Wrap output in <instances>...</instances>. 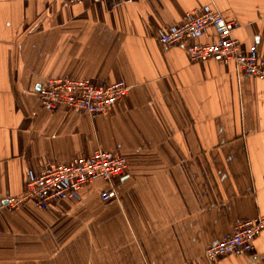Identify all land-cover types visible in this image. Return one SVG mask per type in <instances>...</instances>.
Masks as SVG:
<instances>
[{
  "label": "crops",
  "instance_id": "0c3cea01",
  "mask_svg": "<svg viewBox=\"0 0 264 264\" xmlns=\"http://www.w3.org/2000/svg\"><path fill=\"white\" fill-rule=\"evenodd\" d=\"M206 6L264 58V0H0V202L47 164L97 148L129 166L109 202L96 181L79 200L0 208V264H200L264 216V81L156 40ZM213 39L208 28L196 42ZM52 77L128 89L99 114L46 109L36 90ZM214 264H264V227L251 252Z\"/></svg>",
  "mask_w": 264,
  "mask_h": 264
},
{
  "label": "built area",
  "instance_id": "2783aa9c",
  "mask_svg": "<svg viewBox=\"0 0 264 264\" xmlns=\"http://www.w3.org/2000/svg\"><path fill=\"white\" fill-rule=\"evenodd\" d=\"M83 1L85 0H64V3L72 5ZM236 26L233 19H228L219 10L206 6L186 12L182 21L166 30L159 28L157 40L163 48L181 46L189 37L201 36L211 28L214 32L212 41L186 46L189 61L213 60L221 64L230 62L238 71L264 81V58L259 55L254 43L243 46L232 36V29ZM126 93V82L122 78L111 83H101L89 79L52 77L45 79L36 90L43 108L55 109L64 106L88 114L104 112ZM128 168L127 159L119 152L97 148L87 156H79L66 163L47 164L38 174L27 177L22 192L1 201L0 208L12 209L30 200L37 208L46 209L62 200H79L80 190L94 181L101 184V201L109 202L117 198L113 181L126 175ZM263 227L262 215L235 225L230 233L206 248L204 261L200 264H214L223 256L251 252L253 242Z\"/></svg>",
  "mask_w": 264,
  "mask_h": 264
},
{
  "label": "trees",
  "instance_id": "16d2710c",
  "mask_svg": "<svg viewBox=\"0 0 264 264\" xmlns=\"http://www.w3.org/2000/svg\"><path fill=\"white\" fill-rule=\"evenodd\" d=\"M172 25H170L169 27H167L166 29H168V28H170ZM165 29V30H166ZM200 36H198V37H189L185 42H183V44L181 45L182 47L184 46L185 48L184 49H186V46L187 45H189V44H191V43H198V42H196V40L199 38ZM156 40H157V35H156ZM157 42H158V40H157ZM158 44L161 46V44L158 42ZM176 46H178V45H176ZM170 47V46H169ZM186 52V51H185ZM186 56H187V54H186ZM188 58V57H187ZM189 60V59H188ZM190 62H192V61H190ZM195 62H203V61H195ZM99 114V113H98ZM119 179V178H118Z\"/></svg>",
  "mask_w": 264,
  "mask_h": 264
},
{
  "label": "rangeland",
  "instance_id": "374dc122",
  "mask_svg": "<svg viewBox=\"0 0 264 264\" xmlns=\"http://www.w3.org/2000/svg\"><path fill=\"white\" fill-rule=\"evenodd\" d=\"M126 82V81H125ZM126 86H127V89H128V84H127V82H126ZM94 182H96V181H94ZM99 183V182H98ZM101 186V184L99 185V186H97L98 187V189H97V196H99V190H100V187ZM112 186H113V190H115V186H114V184H112ZM81 191V190H80ZM116 191V190H115ZM97 196H96V199H97ZM99 198H100V196H99ZM101 200V199H100Z\"/></svg>",
  "mask_w": 264,
  "mask_h": 264
}]
</instances>
